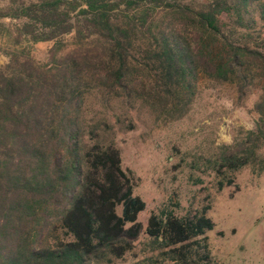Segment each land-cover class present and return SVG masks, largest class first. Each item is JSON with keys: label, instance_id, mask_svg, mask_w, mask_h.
<instances>
[{"label": "trees", "instance_id": "1", "mask_svg": "<svg viewBox=\"0 0 264 264\" xmlns=\"http://www.w3.org/2000/svg\"><path fill=\"white\" fill-rule=\"evenodd\" d=\"M8 19L19 24L4 29L11 48L0 68V264H111L143 231L146 203L120 151L85 150V88L169 121L188 114L201 76L242 94L257 88L256 131L216 163L219 174L264 169V0H12L0 8ZM31 43L52 44L44 64ZM208 209L152 214L143 233L175 264H212Z\"/></svg>", "mask_w": 264, "mask_h": 264}, {"label": "rangeland", "instance_id": "2", "mask_svg": "<svg viewBox=\"0 0 264 264\" xmlns=\"http://www.w3.org/2000/svg\"><path fill=\"white\" fill-rule=\"evenodd\" d=\"M12 0H0V8ZM198 6L205 0H179ZM0 68L5 67L10 47L5 30L16 20L0 21ZM26 46V43L23 45ZM51 43H31L34 59L44 64ZM87 47H92L89 43ZM69 45L63 52L67 53ZM261 91L242 94L236 84L200 77L197 95L188 114L169 121L135 100L109 96L102 88H85L82 107L85 150L95 144L113 145L121 154L123 169L136 178L134 195L146 209L139 215L143 226L134 248L111 264H175L163 252L154 251L143 233L152 214L193 216L209 208L215 228L207 233L212 264H264V169L258 161L236 172L217 170L224 148L256 131L255 110ZM260 154L264 150L259 149ZM234 180L232 186L219 184ZM121 212V208L118 209Z\"/></svg>", "mask_w": 264, "mask_h": 264}]
</instances>
